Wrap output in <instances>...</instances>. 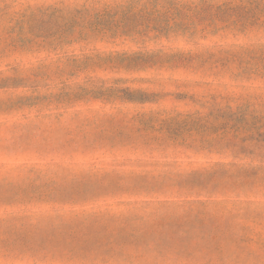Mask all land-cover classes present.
I'll use <instances>...</instances> for the list:
<instances>
[{
    "label": "rangeland",
    "instance_id": "obj_1",
    "mask_svg": "<svg viewBox=\"0 0 264 264\" xmlns=\"http://www.w3.org/2000/svg\"><path fill=\"white\" fill-rule=\"evenodd\" d=\"M0 264H264V0H0Z\"/></svg>",
    "mask_w": 264,
    "mask_h": 264
}]
</instances>
